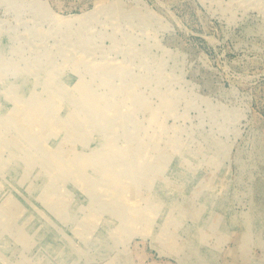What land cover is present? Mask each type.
<instances>
[{
	"label": "rangeland",
	"instance_id": "1",
	"mask_svg": "<svg viewBox=\"0 0 264 264\" xmlns=\"http://www.w3.org/2000/svg\"><path fill=\"white\" fill-rule=\"evenodd\" d=\"M0 264H264V0H0Z\"/></svg>",
	"mask_w": 264,
	"mask_h": 264
}]
</instances>
